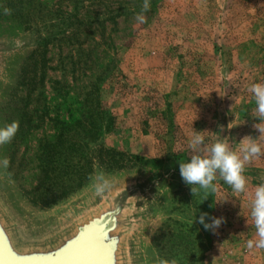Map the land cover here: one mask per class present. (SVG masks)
Instances as JSON below:
<instances>
[{"label":"rangeland","instance_id":"rangeland-1","mask_svg":"<svg viewBox=\"0 0 264 264\" xmlns=\"http://www.w3.org/2000/svg\"><path fill=\"white\" fill-rule=\"evenodd\" d=\"M6 1L0 26L14 33L0 31V126L18 121L19 131L0 147L10 161L0 169V191L13 214L34 229L62 219L74 225L128 193L124 264H264V249L247 247L258 239L250 195L219 177L214 194L194 195L179 170L193 130L206 132V144L228 139L234 149L260 137L247 89L264 82V0H150L147 12L144 0H121L118 8L131 15L116 28L108 0H34L22 4L23 18ZM142 12L143 24L135 19ZM93 111L96 139L72 131L70 114ZM29 119L37 127L26 132ZM61 121L68 132L59 144ZM44 144L52 148L46 182ZM99 174L114 182L102 196ZM246 174L250 194L264 183V157ZM80 176L90 180L70 190ZM202 213L225 222L205 230Z\"/></svg>","mask_w":264,"mask_h":264},{"label":"clouds","instance_id":"clouds-1","mask_svg":"<svg viewBox=\"0 0 264 264\" xmlns=\"http://www.w3.org/2000/svg\"><path fill=\"white\" fill-rule=\"evenodd\" d=\"M150 7V0H144L143 12L149 11ZM143 12L135 17L141 24L145 23ZM247 91L252 94L256 105L254 111L260 123L254 127L259 131L260 137L254 139L252 136H247L234 149L228 139L219 138L214 143L206 144V132L193 130L188 141L190 158L186 162L179 163V170L184 183L190 187L194 195L201 191L205 194H214L217 191L218 177L231 188L233 193L250 195V217L258 239L249 240L247 247L255 250L264 249V183H260L255 187L254 192L249 194V178L246 172L248 164L264 157V82L253 83ZM18 131V121L0 126V147L10 144ZM9 166V159L0 157V169H7ZM113 186L114 182L103 174L95 177L94 188L97 195L106 194ZM206 218L211 219V223H205ZM198 222L205 230L215 233L225 221L223 218L208 217V213H202ZM171 264L176 262L173 260Z\"/></svg>","mask_w":264,"mask_h":264},{"label":"water","instance_id":"water-1","mask_svg":"<svg viewBox=\"0 0 264 264\" xmlns=\"http://www.w3.org/2000/svg\"><path fill=\"white\" fill-rule=\"evenodd\" d=\"M5 41L0 39V45ZM128 196V193L113 195L97 213L74 225L62 219L40 230L28 227L13 214L14 202H7V194L0 191V264H124ZM6 205L8 209H4ZM15 227L27 230L23 238Z\"/></svg>","mask_w":264,"mask_h":264},{"label":"trees","instance_id":"trees-1","mask_svg":"<svg viewBox=\"0 0 264 264\" xmlns=\"http://www.w3.org/2000/svg\"><path fill=\"white\" fill-rule=\"evenodd\" d=\"M33 1L34 0H23V2H22L20 0H7L5 2L6 3L5 5H6V7L7 6H11V8H12L11 11L15 12L17 14V16L20 18V16L22 15L21 11L25 10L24 7L22 6V4L23 3L26 4L27 8H28V7H30V5H32ZM108 2H110V6L112 7L111 10H114L113 12L116 13L115 16L111 17V19H110L111 26L113 28H116V27H118V21H119V19L121 17H127V16H130L131 14H130L129 10H127L125 12H122L121 8H118V4L121 3V0H108ZM113 7H115V8L113 9ZM23 17H24V15H22V18ZM0 31L8 32V33H11V34L14 33V31H12L10 29H4V27H2V26H0ZM69 116H70L69 120H71V124L73 125L72 128H71L72 131L73 130L76 131V130L79 129L81 134H84L83 136H86L89 139H96L98 134L101 132V129H100L101 128V122H100V120L97 117V116H99V114H97V112L93 111V113L89 114L88 117H84V115L81 114V116H80L81 118L80 119H76L73 114H70ZM34 124H35V122L34 121L32 122L29 119L28 122H27V126H26V129H27L26 132H30L29 130H30L31 127L36 129L37 126L35 127ZM59 126L60 127H59L58 130L61 133V136L59 137L58 142L60 144L61 141H62V138H63L62 136H64V133L68 132V124L65 123V121H61L59 123ZM49 149H52L50 147V145L49 144H44V149L42 150V152H43L42 153V159H44L43 163H45V165H46V166L44 165V169H46L45 172H44L46 174L45 182H46V180H49L48 178H50V175H51L49 167H48L49 166L48 156L50 154L48 152ZM100 155H102V154H100ZM99 162H100V159H99ZM120 169L123 170V169H125V167H120ZM112 170H113L112 167H108V169H107L108 172H110ZM89 180L90 179L88 177L80 176L78 185L74 186V188H72L70 190L76 191L77 189L82 188L85 185V183H87ZM44 184L45 183H43L42 185L44 186ZM66 194L67 193L64 191L60 195V198L66 196ZM56 199L57 198H55V200Z\"/></svg>","mask_w":264,"mask_h":264}]
</instances>
